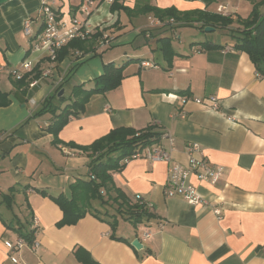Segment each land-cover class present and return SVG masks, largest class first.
<instances>
[{
	"label": "crops",
	"instance_id": "crops-1",
	"mask_svg": "<svg viewBox=\"0 0 264 264\" xmlns=\"http://www.w3.org/2000/svg\"><path fill=\"white\" fill-rule=\"evenodd\" d=\"M48 1L66 27L74 17L89 18L93 25L107 21L93 34L104 33L110 43L92 34L84 38L90 44L86 50L66 43V55L51 59L39 48L44 25L39 0L0 5V264H84L76 252L97 264H264V74L245 51L234 47L236 18L248 16L251 0H117L130 10H112L102 3L89 17L78 10L82 0ZM147 2L218 12L233 22L205 32L200 22L181 25L184 21H160L135 10ZM27 17L33 19L31 35L23 31ZM161 37L170 38L171 45L172 38L176 42L170 64L159 50ZM125 45L134 53L130 58L137 60L125 65L119 86L92 94L81 113L69 116L55 143L47 127L69 103L72 87H94L93 79L103 74L105 64L118 65V59L128 55L118 49ZM157 53L161 59L155 63ZM23 60L34 66L16 79L10 70ZM141 61L154 66L143 68ZM61 88L63 101L55 96ZM52 95L55 112L40 111ZM211 96L218 100L216 109L192 99ZM149 125L162 133L158 144L169 147L163 134L172 138L173 162L188 165L186 146L195 143L208 165L222 168V177L213 185L189 177L211 204L167 197L168 164L137 157L111 176L131 202L140 194L152 204L150 218L131 223L134 232L117 224L114 235L120 239L111 237V227L100 214L87 211L75 223H62L63 211L54 198L70 197L71 184L91 178L88 151L78 146H88L114 128ZM100 192L105 196L103 189ZM90 204L100 212L108 210L98 200ZM144 230L152 232L145 240ZM29 232L39 242L37 250L22 247L12 262L4 240ZM135 238L139 249L131 246ZM79 248L84 251H76Z\"/></svg>",
	"mask_w": 264,
	"mask_h": 264
},
{
	"label": "trees",
	"instance_id": "trees-1",
	"mask_svg": "<svg viewBox=\"0 0 264 264\" xmlns=\"http://www.w3.org/2000/svg\"><path fill=\"white\" fill-rule=\"evenodd\" d=\"M209 1V0H204ZM252 9L248 16H237L236 22L239 28L235 33V45L238 50L245 51L251 61L256 66L257 72L264 74V0H251ZM111 9H122L123 11H129L127 6L120 5L117 1L111 4ZM135 10L140 13H151L157 17L160 21L173 18L177 21H184L181 25H189L191 21L200 22V29H204L205 26H213L215 28H224L233 22V18L230 15H223L221 13H213L201 9L182 11L178 10L175 6L160 8L150 5L148 2L135 5ZM101 32H97L92 35L95 39L101 36ZM86 39H74L67 43L70 47L80 48L86 50ZM159 50L168 64L171 63L174 50L171 45L170 38L161 37L159 40ZM66 46H63L57 51L56 58H63L66 51ZM131 60H137L136 58H130L122 64L116 65L114 62H109L104 65L103 74L95 77L94 87L90 89L83 88V85H76L72 87L71 96L69 97V103H67L59 112L53 117V123L47 127V130L53 134L55 143L58 142L57 133L60 128L66 123L69 116H76L81 113L84 108V104L88 101L89 97L94 93H103L108 90L114 89L119 86L123 77V69L125 65ZM58 92V91H57ZM57 96V93L56 95ZM54 95L47 98L44 102L43 108L40 111L55 112L56 107L52 106L51 102L55 98ZM64 100L63 96L59 97ZM2 103H5L2 102ZM161 132L154 126L149 125L145 128L136 130L131 127H118L112 129L108 134L96 139L88 146H78L83 151H88V157H90L89 171L93 178L86 180H77L70 185L71 196H59L54 198L63 211L62 223H75L80 217H82L87 211L99 216L103 215L102 220L106 221L112 230L111 237H115L116 230V212L123 216L133 225L141 223L152 216L150 211L139 205L136 202H131L129 198L115 186L112 180L111 172L119 170L123 167V159L131 158L132 155L141 151L147 146L157 144L161 139ZM105 192L102 194L100 190ZM91 200H98L100 206L114 205L115 210L110 213L108 210L95 209L91 206ZM116 211V212H115ZM110 219V220H109ZM28 242L32 238V233H20ZM122 239V238H121ZM125 240V239H124ZM76 251H84L83 249H77ZM79 259L84 264H97L90 260L86 254H79L76 252ZM87 257L86 260H82V257ZM84 259V258H83Z\"/></svg>",
	"mask_w": 264,
	"mask_h": 264
},
{
	"label": "built area",
	"instance_id": "built-area-1",
	"mask_svg": "<svg viewBox=\"0 0 264 264\" xmlns=\"http://www.w3.org/2000/svg\"><path fill=\"white\" fill-rule=\"evenodd\" d=\"M117 0H82V3L78 7L80 13L90 16L91 9H96L99 4L105 2L107 4H112ZM40 12L42 14V20L44 22L42 33L40 34V49H45L48 56L51 59L56 58L57 51L66 43L74 38L84 39L91 36L94 31L103 30V26H93L89 18L80 20L73 18L69 27H66L63 22L60 21L58 14L54 8L49 4L48 0H39ZM33 19L27 17L23 22V31L27 35H31V23ZM102 33V32H101ZM102 43L108 45L109 36L102 33L101 35ZM141 66L143 68H148L154 66L153 63L149 61H141ZM33 63L29 60H23L18 68H13L10 73L16 78H22L26 73H28L33 68ZM193 101L199 105H206L209 108L216 109L218 107V100L216 97H206V98H192ZM181 101H185L182 97ZM162 137H166L169 141V147H165L161 144H153L143 148L141 151L132 155L131 158L143 157L150 162L163 161L168 164L167 177L164 184V194L167 197L179 196L186 200L188 203L196 205H209L211 202L204 199L197 191L194 184L189 180L190 176L195 175V177L203 182L209 184H215L223 175V170L221 167H214L207 164L206 160L202 157V153L197 144L192 143L186 146V154L188 155V165H182L177 162H173L171 159V151L173 150V140L169 135L163 134ZM199 154V155H197ZM131 158L123 159L122 163L127 162ZM93 178V175H90ZM135 201L139 205L150 209L152 204L145 199L140 194L135 195ZM217 212L219 210H216ZM33 229L38 227V221L36 218L32 219ZM152 235L149 230H144L142 232V239L145 240ZM4 245L8 249L10 254V259L12 262L16 263L17 258L15 257L16 251H19L22 247H27L29 250L35 252L39 246V242L36 239H32L28 242L24 237L19 236L14 241L8 239L4 240Z\"/></svg>",
	"mask_w": 264,
	"mask_h": 264
},
{
	"label": "rangeland",
	"instance_id": "rangeland-1",
	"mask_svg": "<svg viewBox=\"0 0 264 264\" xmlns=\"http://www.w3.org/2000/svg\"><path fill=\"white\" fill-rule=\"evenodd\" d=\"M102 3H105V2H102ZM101 3V4H102ZM107 4V3H106ZM108 5H110V4H108ZM170 6H172V4H169L168 6H166V7H170ZM107 23V21H105L104 23L103 22H101V23H99V24H95V25H93V26H104V24H106ZM178 35L177 34H175L174 35V39L176 40H178ZM174 39L172 38V45H175L176 44V42L174 41ZM108 41V44L110 43V40H107ZM111 49H113V48H111ZM117 49V48H116ZM118 49L120 50H123V51H126V53H128V55H124L122 58H120V59H118V63L120 64V63H122L123 61H126L127 60V58H130V57H134L132 54H134L133 52H132V49L130 48V46H127V45H125L124 47H118ZM125 49V50H124ZM115 50V49H114ZM159 58H160V56H159V54L157 53L156 54V56H155V59H154V62L155 63H157L156 61H159ZM161 59V58H160ZM106 208L108 209V211L109 212H114V210H115V206L114 205H108V206H106ZM102 209H104V208H102ZM116 212V211H115ZM116 219H117V221H118V223L117 224H119V227L121 226L122 227V229H123V231H126V232H129V231H131V232H134V226H132V224L131 223H129L128 221H126L125 219H124V217L123 216H121V215H119V213H117L116 212ZM117 224H116V226H117ZM133 230V231H132Z\"/></svg>",
	"mask_w": 264,
	"mask_h": 264
},
{
	"label": "water",
	"instance_id": "water-1",
	"mask_svg": "<svg viewBox=\"0 0 264 264\" xmlns=\"http://www.w3.org/2000/svg\"><path fill=\"white\" fill-rule=\"evenodd\" d=\"M6 1H8V0H0V5L1 4H3L4 2H6ZM214 30V28L212 27V26H205L204 27V31L205 32H211V31H213ZM62 94H63V89L61 88L58 92H57V97H60V96H62ZM131 246H133L134 248H136V249H139V248H141V243L139 242V240L138 239H133L132 241H131Z\"/></svg>",
	"mask_w": 264,
	"mask_h": 264
}]
</instances>
